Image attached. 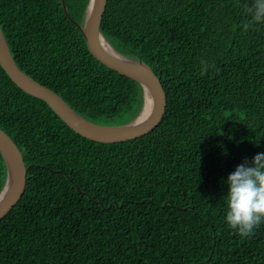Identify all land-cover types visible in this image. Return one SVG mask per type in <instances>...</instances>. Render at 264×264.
I'll return each mask as SVG.
<instances>
[{"label": "trees", "instance_id": "obj_1", "mask_svg": "<svg viewBox=\"0 0 264 264\" xmlns=\"http://www.w3.org/2000/svg\"><path fill=\"white\" fill-rule=\"evenodd\" d=\"M91 0H0L18 67L95 124L134 122L144 88L100 63L79 26ZM254 0H108L101 32L167 96L162 124L126 142L73 131L0 66V128L27 166L0 221V264H264V221H226L227 179L264 153V23ZM251 24L245 30L244 25ZM201 60L209 67L201 75ZM8 177L0 151V194Z\"/></svg>", "mask_w": 264, "mask_h": 264}, {"label": "water", "instance_id": "obj_2", "mask_svg": "<svg viewBox=\"0 0 264 264\" xmlns=\"http://www.w3.org/2000/svg\"><path fill=\"white\" fill-rule=\"evenodd\" d=\"M107 4L108 0H91L84 26L79 27L94 58L107 68L143 86L146 99L145 106L148 98L147 90L152 94L154 99L153 111L145 123L140 124V117L143 112L134 122L121 126H104L84 119L56 92L42 85L18 67L8 48L1 26L0 66L20 89L45 101L73 131L89 140L112 144L135 140L156 130L162 124L166 114L167 96L161 78L148 65L142 61H132L119 54L102 35L101 26ZM104 44H109L110 48L118 55L114 56L107 52ZM0 151L5 158L8 169L7 182L0 194V221H2L23 199L27 189L28 174L34 165H26L18 145L1 128Z\"/></svg>", "mask_w": 264, "mask_h": 264}, {"label": "clouds", "instance_id": "obj_3", "mask_svg": "<svg viewBox=\"0 0 264 264\" xmlns=\"http://www.w3.org/2000/svg\"><path fill=\"white\" fill-rule=\"evenodd\" d=\"M247 11L253 22L264 23V0H254ZM250 26L251 24H245V30ZM200 63L201 75L209 67H214L204 60ZM227 184L228 226L236 230L242 238L251 237L253 230L264 221V153L256 154L251 166H248L247 161L237 166L235 172L229 175Z\"/></svg>", "mask_w": 264, "mask_h": 264}, {"label": "bare ground", "instance_id": "obj_4", "mask_svg": "<svg viewBox=\"0 0 264 264\" xmlns=\"http://www.w3.org/2000/svg\"><path fill=\"white\" fill-rule=\"evenodd\" d=\"M104 48L107 50V52L111 53L114 56H117L118 54L110 48L109 44H104ZM148 98L146 103V109L143 111L141 117H140V124L145 123L151 116L153 111V105H154V99L152 94L147 90Z\"/></svg>", "mask_w": 264, "mask_h": 264}, {"label": "rangeland", "instance_id": "obj_5", "mask_svg": "<svg viewBox=\"0 0 264 264\" xmlns=\"http://www.w3.org/2000/svg\"><path fill=\"white\" fill-rule=\"evenodd\" d=\"M145 109H146V106H145L144 110H145ZM144 110H143V111H144Z\"/></svg>", "mask_w": 264, "mask_h": 264}]
</instances>
